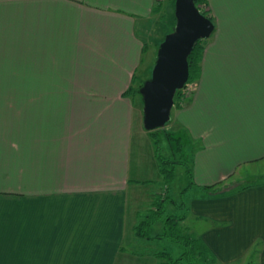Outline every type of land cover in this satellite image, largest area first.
Returning <instances> with one entry per match:
<instances>
[{
    "label": "crops",
    "instance_id": "crops-1",
    "mask_svg": "<svg viewBox=\"0 0 264 264\" xmlns=\"http://www.w3.org/2000/svg\"><path fill=\"white\" fill-rule=\"evenodd\" d=\"M207 3L215 30L172 110L196 147L181 224L214 264H264V179L199 188L264 160V0ZM157 5L0 0V264H160L152 245L170 240L136 227L165 185L125 95L144 54L139 24Z\"/></svg>",
    "mask_w": 264,
    "mask_h": 264
},
{
    "label": "trees",
    "instance_id": "trees-1",
    "mask_svg": "<svg viewBox=\"0 0 264 264\" xmlns=\"http://www.w3.org/2000/svg\"><path fill=\"white\" fill-rule=\"evenodd\" d=\"M175 1L173 3V12L168 17V25L163 37L160 39L158 46L164 40L165 36L172 32L176 26L177 18L175 14ZM197 6L200 10L211 18L214 22L213 17L209 14L208 10H203L200 5H208L207 0H197ZM162 5L159 4L155 8V11L161 10ZM215 24V22H214ZM204 52V42L200 39L194 45L192 52L189 55V67L190 77L184 88L179 89L175 95L174 106L181 107L186 103L188 99V92L185 93L191 83H194L198 79L199 75V63ZM155 64V63H154ZM136 81V76L134 77ZM144 84V83H143ZM143 84H140L138 88L131 86L125 95L131 96L133 93L140 92V88ZM187 94V95H186ZM150 136L154 139L155 143V154L159 162V169L164 182V189L157 193L152 201L151 210L145 215V218L136 227V235L142 239L154 240V239H168L176 243L180 247V253L174 255L173 253L161 249L157 251L156 256L161 260L160 264H214L213 259L209 253L207 245L196 235L188 233L182 226L181 221L183 216H178L174 213L168 212L169 204H177V201L172 197V185L176 178V169L179 165L184 166L185 173L187 175V185L182 189L181 193L184 195L191 187L197 186L194 180L193 169L191 166L192 156L196 151L194 144L188 142L186 136L173 134L172 136L167 135L169 141L172 144L173 153L171 156H165L162 153L161 140L157 137L154 131H149ZM188 150V153L185 151ZM202 194L215 196L232 190L231 186L212 185V186H200ZM184 206V202H183ZM163 221V231L153 235V226L156 222Z\"/></svg>",
    "mask_w": 264,
    "mask_h": 264
},
{
    "label": "water",
    "instance_id": "water-1",
    "mask_svg": "<svg viewBox=\"0 0 264 264\" xmlns=\"http://www.w3.org/2000/svg\"><path fill=\"white\" fill-rule=\"evenodd\" d=\"M196 1H175L176 26L161 42L151 77L140 88L147 130L170 121L176 92L185 87L190 77L189 55L197 41L209 38L215 30L213 20Z\"/></svg>",
    "mask_w": 264,
    "mask_h": 264
},
{
    "label": "rangeland",
    "instance_id": "rangeland-1",
    "mask_svg": "<svg viewBox=\"0 0 264 264\" xmlns=\"http://www.w3.org/2000/svg\"><path fill=\"white\" fill-rule=\"evenodd\" d=\"M158 5L161 4L162 8L159 11H155L152 18L144 19L140 22L138 27V34L141 37L143 44H144V54L143 59L141 62V65L139 69L136 72V81L133 83L134 88H138L140 84H143L147 79L151 77L152 69L154 66V63L157 59V52H158V43L160 39L163 37L164 32L166 31L167 25H168V17L172 15L173 12V3L172 0H157ZM200 7L203 10H207L206 5H200ZM205 39H203V42ZM161 44V43H160ZM194 83H191L189 88L185 90V93H189L192 90ZM187 95V94H186ZM190 97V95H187ZM133 98L134 106H135V113L140 114V128L143 133H148L150 135V130H147L144 126V101L143 96L140 92L133 93L131 95ZM176 106L173 107L172 110H174ZM177 108V107H176ZM139 123L136 121L135 117V123H134V132H136V127ZM156 133L157 137L161 140L162 143V153L165 156H171L173 151L172 144L169 141L167 135H184L183 130H181L179 125H176V122L173 120L172 115L170 121L160 128H157L155 130H152ZM187 139V137H186ZM154 140V139H153ZM185 153H188V150L185 151ZM264 179V160L250 164L245 165L235 173L231 178H229L227 181L223 183V186H231L233 187L237 183L239 184L240 181H244L246 183H254L255 181ZM188 179L187 175L185 173V168L182 165H179L176 169V178L173 183L172 187V197L177 201V204H169L168 205V212L177 214L178 216H185L187 214V199L185 195L181 193L182 189L187 185ZM164 189V187L161 189V191ZM184 202V206H183ZM182 223V221H181ZM163 222L158 223L155 227L154 232H162L163 231ZM171 244L168 247H164L162 245H159L157 242L153 244V247H157L159 250L164 249L173 252L175 255L180 253V247L170 241Z\"/></svg>",
    "mask_w": 264,
    "mask_h": 264
}]
</instances>
